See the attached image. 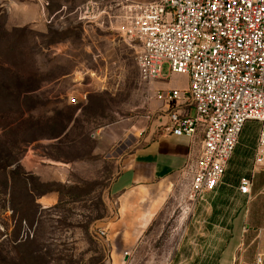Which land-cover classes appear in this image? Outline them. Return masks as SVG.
Segmentation results:
<instances>
[{"label":"rangeland","instance_id":"rangeland-1","mask_svg":"<svg viewBox=\"0 0 264 264\" xmlns=\"http://www.w3.org/2000/svg\"><path fill=\"white\" fill-rule=\"evenodd\" d=\"M147 1L156 0H0V264H108L98 234L113 212L106 161L135 147L155 119V82L188 98L186 74L164 68L154 82L139 80L137 45L123 28L126 7ZM258 128L246 123V141ZM100 135L117 137L99 155ZM29 155L72 167H32ZM239 155L223 182L246 173ZM232 191L220 183L205 195L220 208L217 197ZM188 192L156 217L121 264H203L220 249L219 226L209 219L213 202H190ZM50 193L57 202L40 204Z\"/></svg>","mask_w":264,"mask_h":264},{"label":"built area","instance_id":"built-area-1","mask_svg":"<svg viewBox=\"0 0 264 264\" xmlns=\"http://www.w3.org/2000/svg\"><path fill=\"white\" fill-rule=\"evenodd\" d=\"M123 35L137 45L139 80L151 83L170 73L188 76L193 115L171 112L166 131L193 137L201 148L188 200L214 191L248 121L259 124L248 176L238 190L249 195L264 165V0H156L126 7ZM157 100L181 99L178 89H157ZM85 99V97H83ZM79 100L70 98L76 105ZM102 238L106 232H98ZM261 255L255 264H261Z\"/></svg>","mask_w":264,"mask_h":264},{"label":"crops","instance_id":"crops-1","mask_svg":"<svg viewBox=\"0 0 264 264\" xmlns=\"http://www.w3.org/2000/svg\"><path fill=\"white\" fill-rule=\"evenodd\" d=\"M154 85L156 89H178L162 88L157 82ZM159 107L160 109L156 110ZM154 108L155 119L150 122L144 133L139 131V143L122 154L119 160L106 161L112 166L113 175L109 187L113 212L101 228L106 232L104 245L107 249L108 264H121L156 217L171 202L183 201L196 169L202 131L199 129L191 138L176 136L166 131L171 112L193 115L194 109L189 97L184 96L170 103L155 98ZM245 127L246 124L220 182L232 188V194L217 197L221 202L220 208L215 206L214 200L208 199L207 194H203L196 201L197 204L213 202L209 219L214 222L213 225L219 226L216 230L218 237H215L214 241L220 249L214 255H206L203 264H255L258 254L262 257L261 264H264V165L255 172L249 195H243L238 190L240 178L249 174L259 132V128L257 133L254 134L253 131L246 141L243 136ZM116 137L117 135L103 138L100 135L103 150L99 151V155L111 149ZM237 153H240L239 166H244L246 173L236 174L232 181L225 183L223 181L226 180ZM115 154L116 151L113 152V155ZM36 156L29 155L25 162L32 167L36 163L72 167L71 164ZM57 199L56 194L50 193L41 196L39 203L51 206ZM232 202L234 207L228 216Z\"/></svg>","mask_w":264,"mask_h":264},{"label":"trees","instance_id":"trees-1","mask_svg":"<svg viewBox=\"0 0 264 264\" xmlns=\"http://www.w3.org/2000/svg\"><path fill=\"white\" fill-rule=\"evenodd\" d=\"M17 167H18V169H20L19 166H17ZM26 180H27V178H25V177L22 178L23 189L25 190V192H26L27 194H31V191L28 190V189L26 188V184H25ZM10 183H11V182H10Z\"/></svg>","mask_w":264,"mask_h":264}]
</instances>
